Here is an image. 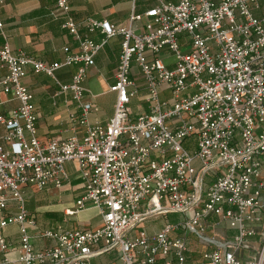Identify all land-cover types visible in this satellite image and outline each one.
I'll use <instances>...</instances> for the list:
<instances>
[{"label":"built area","instance_id":"obj_1","mask_svg":"<svg viewBox=\"0 0 264 264\" xmlns=\"http://www.w3.org/2000/svg\"><path fill=\"white\" fill-rule=\"evenodd\" d=\"M156 2L130 16L147 18L142 32L88 18L81 35L68 15L69 0H56L65 15L61 26L78 41L74 50L63 48L60 62L0 46V98L18 102L0 111V264H91V257L109 251L119 264H264V242L247 260L238 256L256 233L247 224L264 223V0ZM94 31L102 34L99 42L89 37ZM115 35L121 36V48L109 86L116 95L113 115L105 124H90L94 105L83 82L95 54ZM163 51L173 57L172 67ZM73 64L71 82L59 83L56 70ZM133 65L144 79L148 107L134 116ZM27 68L51 78L60 93H71L81 112L69 119L73 129L85 125L81 139H38L33 93L23 81ZM162 85L167 98L161 97ZM66 161L76 164L82 182L66 214L94 206L101 223L32 235L29 228L36 226L28 218L23 187L61 188L68 178ZM213 171L216 177L207 183ZM169 212L186 218L155 233L135 231L143 218ZM222 221L236 230L231 240L216 237ZM11 224L19 234L15 259L8 257L4 235ZM180 228L182 235H174ZM187 232L203 241L198 256H192ZM35 237L54 244L35 249Z\"/></svg>","mask_w":264,"mask_h":264},{"label":"crops","instance_id":"obj_2","mask_svg":"<svg viewBox=\"0 0 264 264\" xmlns=\"http://www.w3.org/2000/svg\"><path fill=\"white\" fill-rule=\"evenodd\" d=\"M178 1V0H172ZM156 0H69L68 15L78 24V32L86 33L84 21L88 18L98 21L107 20L118 25L127 26L135 32L146 29L147 18L130 20L133 13L142 14L156 5ZM65 15L56 5V0H0V46L8 43L13 52H23L26 55L47 63L60 62L64 59V47L76 49L78 41L61 24ZM89 37L99 42L102 34L99 31L89 33ZM121 36L115 35L107 39L102 48L95 54L94 64L88 68L87 77L83 82L87 89L86 98L94 108L88 114L90 124H105L112 117L115 102V92L109 91V86L114 82V74L120 54ZM148 57L151 54L148 53ZM164 62L172 67L173 57L167 52H162ZM76 65H67L59 68L55 76L59 83L71 82ZM132 77L136 82L137 94L130 101L132 115L147 111L145 101L146 87L144 79L136 65L132 66ZM26 86L33 93V102L37 113V137L46 142L52 137L67 138L76 136L81 139L85 132L84 124H77L72 128L69 114L79 115L81 109L72 99L70 92L60 93L59 86L48 76L36 74L30 68L26 69L23 79ZM161 97H169L168 89L161 86ZM0 111L7 113L18 106V102L7 96H1ZM4 132L0 126V135ZM198 165V163H197ZM68 178L61 188L49 185L41 190L35 186H24L23 195L28 218L35 221L36 227L29 228V233L34 235L40 230H67L90 229L101 223V214L94 206H87L73 215H67L66 210L74 208L75 201L82 193V182L78 176L76 164L66 161L64 164ZM216 177L211 172L206 178L207 183ZM264 177V171H262ZM180 213L169 212L143 218L135 229H145L148 233L159 231L165 223H178ZM182 216V215H181ZM256 233L248 238L249 246L240 249L238 256L245 261L255 255L262 242L264 223H248ZM226 222H220L216 228V237L221 240H231L236 230L231 232ZM134 232V231H133ZM4 235L10 245L8 257H18L19 234L16 224L8 225ZM182 235V234H174ZM189 246L194 250L192 256H198V250L188 240ZM54 240L35 237V249L52 246ZM1 256V254H0ZM91 264H119L115 251L101 252L91 257Z\"/></svg>","mask_w":264,"mask_h":264},{"label":"rangeland","instance_id":"obj_3","mask_svg":"<svg viewBox=\"0 0 264 264\" xmlns=\"http://www.w3.org/2000/svg\"><path fill=\"white\" fill-rule=\"evenodd\" d=\"M179 215V214H178ZM179 220L181 219V221H182V219L184 218H186V216H181V214L179 215ZM139 229H135V231H138ZM231 232H233V229H229ZM183 233V229H178L177 231H176V234H182ZM186 237H187V239L191 242V244L194 246V247H196L197 249H202L203 248V241H202V239L195 233V232H187L186 233ZM262 242H264V239H262ZM262 242H261V244H262Z\"/></svg>","mask_w":264,"mask_h":264}]
</instances>
